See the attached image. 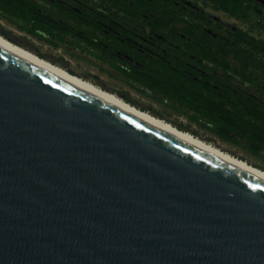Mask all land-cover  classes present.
I'll return each mask as SVG.
<instances>
[{
  "label": "water",
  "instance_id": "95a60500",
  "mask_svg": "<svg viewBox=\"0 0 264 264\" xmlns=\"http://www.w3.org/2000/svg\"><path fill=\"white\" fill-rule=\"evenodd\" d=\"M0 264H264V184L0 51Z\"/></svg>",
  "mask_w": 264,
  "mask_h": 264
},
{
  "label": "rangeland",
  "instance_id": "374dc122",
  "mask_svg": "<svg viewBox=\"0 0 264 264\" xmlns=\"http://www.w3.org/2000/svg\"><path fill=\"white\" fill-rule=\"evenodd\" d=\"M15 1L35 14L44 31L29 32L24 23L0 15L1 36L264 170V146L252 145L247 139L254 134L264 144L259 128V118H264V52L255 44L264 42V10L252 8L243 19L221 13V21L214 23L200 13H177L167 0ZM116 2H131L140 13L152 15L161 25L158 32L162 36L176 30L188 36V48L207 56L198 55L199 73L192 76L186 70L189 59L184 50L147 33L140 17L120 12ZM158 62L196 77L204 88L225 98L229 103L223 104L220 121L201 115L178 99L187 92L160 75Z\"/></svg>",
  "mask_w": 264,
  "mask_h": 264
},
{
  "label": "bare ground",
  "instance_id": "6f19581e",
  "mask_svg": "<svg viewBox=\"0 0 264 264\" xmlns=\"http://www.w3.org/2000/svg\"><path fill=\"white\" fill-rule=\"evenodd\" d=\"M0 51L89 96L109 108L138 121L156 132L184 144L185 146H188L201 154H204L207 157L212 158L221 164L264 184V170L249 164L245 160L232 156L229 153L204 142L203 140H200L189 132L179 130L170 123L159 119L148 112L136 108L118 97L116 94L105 91L90 81L69 73L63 68L37 56L29 50L10 42L1 35Z\"/></svg>",
  "mask_w": 264,
  "mask_h": 264
},
{
  "label": "trees",
  "instance_id": "16d2710c",
  "mask_svg": "<svg viewBox=\"0 0 264 264\" xmlns=\"http://www.w3.org/2000/svg\"><path fill=\"white\" fill-rule=\"evenodd\" d=\"M204 1L211 3L214 8L220 9L237 19L245 18L247 13V6L242 0ZM115 5L118 8L121 7L123 11L131 14L132 16L138 15V11L132 10L126 3L117 2ZM0 15L4 18L18 20L24 23L27 25L26 28L29 32H32L33 30L38 32L44 31L43 25L38 22V18L35 14H32V11L27 6L18 5L15 0H0ZM255 44H257L259 51L264 52L263 41H255ZM160 66L161 67H158V71L164 79L173 82L177 87L183 88L187 92L186 96H178V99L187 104L191 109L198 111L201 115L211 118L212 120H215V122L220 121L219 118H222V116L220 117V113H222L224 109L223 104L229 103L225 98L219 96L210 89L204 88L202 84L193 81L185 75L174 73L165 65ZM163 91L176 98V95L167 91V89H163ZM203 102H209L210 104H205ZM259 119H261V121H259L261 123L259 125V128L261 129L260 132L261 135L264 136V118ZM247 139L252 145L264 146L263 139L257 135L250 134Z\"/></svg>",
  "mask_w": 264,
  "mask_h": 264
},
{
  "label": "flooded vegetation",
  "instance_id": "af4514ba",
  "mask_svg": "<svg viewBox=\"0 0 264 264\" xmlns=\"http://www.w3.org/2000/svg\"><path fill=\"white\" fill-rule=\"evenodd\" d=\"M242 1H244V4L247 6V12L252 8H259L261 10H264V5L257 0H242ZM116 3H114V6L116 7V9H118L120 12H124L127 15L132 16L131 14H128L127 12L123 11L121 7L118 8L115 5ZM167 3L169 5V7L177 13H182V14L183 13H189V12L200 13V14L205 15L207 18L210 19V21H212L214 23H219L221 21V19L218 17V15H220L221 13L228 15L224 11L214 8L211 3L205 2L204 0H167ZM126 4L128 6H130L132 10L138 11V15L132 16V17H140L141 22L147 27V30H148L147 33L153 35L154 37H158L159 38L158 40L166 41L165 44H167L169 46L171 45L173 47H176L177 49H180L181 51H183V50L185 51L183 53H185V56H188V59H189V63H187V66H186L187 67L186 70L192 76L194 74L199 73V68L197 67L198 62L200 60L198 58L199 53L196 55V54H194L193 48H188V42L190 41V38L188 36H186L184 33L177 31V30L170 33V35H167V36L165 35L166 37L162 36L161 34H159L160 32H158V30H161V25L158 24L157 20L154 17H152V15H149L146 13H140V11L138 9L132 8L131 2H129V3L126 2ZM204 6L206 8H208L209 10L208 11L203 10L202 8H204ZM228 16L233 18V16H230V15H228ZM232 29L235 30L236 28L233 27ZM120 41H122V40H120ZM187 54H189V55H187ZM140 55H143V54H140ZM199 57L207 59V56H205L204 54H200ZM144 58H145V56H144ZM158 64L162 65V66L165 65L167 68L172 70L174 73L182 74L180 71H178L173 66L167 65L163 62H158ZM189 78L192 79L193 81L200 83L196 77H189ZM200 84H202V83H200Z\"/></svg>",
  "mask_w": 264,
  "mask_h": 264
}]
</instances>
